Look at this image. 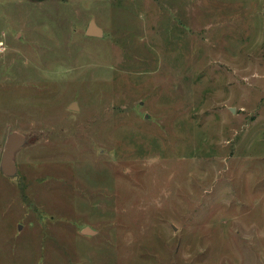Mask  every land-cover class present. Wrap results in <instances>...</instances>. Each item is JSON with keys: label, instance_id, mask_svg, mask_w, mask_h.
I'll use <instances>...</instances> for the list:
<instances>
[{"label": "rangeland", "instance_id": "374dc122", "mask_svg": "<svg viewBox=\"0 0 264 264\" xmlns=\"http://www.w3.org/2000/svg\"><path fill=\"white\" fill-rule=\"evenodd\" d=\"M12 133L0 264H264V0H0Z\"/></svg>", "mask_w": 264, "mask_h": 264}, {"label": "water", "instance_id": "95a60500", "mask_svg": "<svg viewBox=\"0 0 264 264\" xmlns=\"http://www.w3.org/2000/svg\"><path fill=\"white\" fill-rule=\"evenodd\" d=\"M87 35L90 37H102L104 35L102 29H100L96 22H91ZM70 110L77 111L78 105L77 103H73L70 108ZM232 113H235V109H232ZM27 143V138L19 133H12L8 136L2 160H1V172L6 177H15L17 174V166L15 163V155L16 153L25 146ZM84 235H95L96 232L93 231L90 228H86L82 231Z\"/></svg>", "mask_w": 264, "mask_h": 264}, {"label": "crops", "instance_id": "0c3cea01", "mask_svg": "<svg viewBox=\"0 0 264 264\" xmlns=\"http://www.w3.org/2000/svg\"><path fill=\"white\" fill-rule=\"evenodd\" d=\"M0 172H1V167H0ZM4 176V175H3ZM6 177V176H5Z\"/></svg>", "mask_w": 264, "mask_h": 264}]
</instances>
